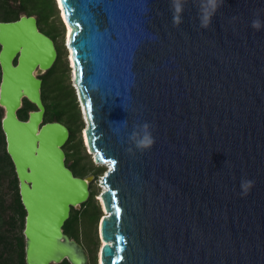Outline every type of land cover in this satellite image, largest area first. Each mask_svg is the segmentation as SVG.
I'll use <instances>...</instances> for the list:
<instances>
[{"label":"water","instance_id":"95a60500","mask_svg":"<svg viewBox=\"0 0 264 264\" xmlns=\"http://www.w3.org/2000/svg\"><path fill=\"white\" fill-rule=\"evenodd\" d=\"M55 1L71 26L82 139L106 163L97 264H264V0H222L207 28L199 0L178 25L171 0ZM56 57L36 15L0 20L1 127L25 264H88L63 224L94 175L73 173L69 128L44 120L40 74ZM23 98L35 105L26 118ZM145 122L155 142L139 151L128 135ZM242 179L254 182L246 195Z\"/></svg>","mask_w":264,"mask_h":264},{"label":"trees","instance_id":"16d2710c","mask_svg":"<svg viewBox=\"0 0 264 264\" xmlns=\"http://www.w3.org/2000/svg\"><path fill=\"white\" fill-rule=\"evenodd\" d=\"M21 13L36 15L40 30L53 38L57 49L54 63L40 75L41 96L45 105L44 120H59L69 128L63 149L66 165L73 173L80 176L94 174L96 177L103 173L106 166L95 167L82 142L84 121L75 89L70 82V66L67 64V50L63 43L64 23L57 3L55 0H0V20L15 19ZM34 108L33 103L23 98V105L17 111L19 117L26 118L28 110ZM2 115L3 108L0 106V264H25L22 233L25 209L20 199L14 165L6 151L1 127ZM96 194V190L90 187L88 198L79 208L71 207L70 215L63 224L64 232L87 250L88 264H97L100 246L97 227L103 211ZM50 264L71 263L64 258Z\"/></svg>","mask_w":264,"mask_h":264},{"label":"clouds","instance_id":"9594fccd","mask_svg":"<svg viewBox=\"0 0 264 264\" xmlns=\"http://www.w3.org/2000/svg\"><path fill=\"white\" fill-rule=\"evenodd\" d=\"M187 0H171V10L173 13V23L178 25L182 22V13L184 11V5ZM222 0H199L198 10L200 13V27L207 28L211 23V17L215 13L216 9L220 6ZM251 26L259 30L261 22L259 19H254ZM75 88V87H74ZM128 141L134 146L136 150L144 151L149 149L155 142V138L152 135V126L145 122L143 124L133 125V131L128 135ZM132 151L130 147L127 149ZM253 181L242 179L241 181V195H246L248 190L253 185Z\"/></svg>","mask_w":264,"mask_h":264},{"label":"rangeland","instance_id":"374dc122","mask_svg":"<svg viewBox=\"0 0 264 264\" xmlns=\"http://www.w3.org/2000/svg\"><path fill=\"white\" fill-rule=\"evenodd\" d=\"M63 28H64V32H63V43L65 42V36H66V26H63ZM65 46V45H64ZM67 64L69 65V62H68V59H67ZM69 72H70V82H71V84H72V86L74 87V81H73V77H72V75H71V68L69 67ZM44 73V72H43ZM42 74V73H41ZM40 74V75H41ZM75 89V88H74ZM75 93H76V90H75ZM76 98H77V95H76ZM77 101H78V98H77ZM78 105H79V101H78ZM79 107H80V105H79ZM80 112H81V107H80ZM85 124V123H84ZM82 134V133H81ZM82 136V135H81ZM82 142H83V144H84V141H83V139H82ZM87 147V146H86ZM85 147V148H86ZM87 149L89 150V151H91V149L89 148V147H87ZM86 149V152L90 155V157H91V159H92V162H93V164L95 165V167H99V166H104L105 164H103V163H99V162H97L96 161V159H95V157H94V153L92 152V153H90L88 150ZM94 175V174H93ZM100 176H101V174H97L96 175V177H95V175L92 177V179L90 180V183H89V185H90V187H93L95 190H96V192H97V194L95 195V197L98 199V196H99V193H100V191L103 189V187H101V185H100ZM94 181H95V183H94ZM80 207V206H79ZM79 207H77V208H79ZM102 209V208H101ZM103 212H104V210H102ZM97 231H98V236H99V230H98V227H97ZM87 232H88V229H87ZM88 236V235H87ZM99 242L101 243V239H100V236H99ZM99 248H100V246H99ZM98 251H99V249H98Z\"/></svg>","mask_w":264,"mask_h":264},{"label":"bare ground","instance_id":"6f19581e","mask_svg":"<svg viewBox=\"0 0 264 264\" xmlns=\"http://www.w3.org/2000/svg\"><path fill=\"white\" fill-rule=\"evenodd\" d=\"M58 3H59V2H58ZM65 26H66V31H65V32H66V36H65V40H66V42H67V40H68V38H69V35H70L71 26H70L68 23H66ZM70 63L73 64L71 60H70ZM82 110H83V112L85 113L83 105H82ZM83 139H84L85 142H87V140H86L85 137H84ZM92 152L94 153V151H92ZM96 161L99 162V163L106 164L105 162H103V161H101V160H96ZM100 185H101V187H103V189L105 188V185H104L102 182L100 183ZM99 198H101V197L99 196ZM105 212H107V211L105 210ZM102 241H103V240H102ZM99 264H101V260L99 261Z\"/></svg>","mask_w":264,"mask_h":264}]
</instances>
